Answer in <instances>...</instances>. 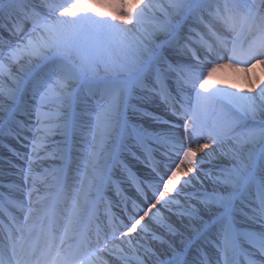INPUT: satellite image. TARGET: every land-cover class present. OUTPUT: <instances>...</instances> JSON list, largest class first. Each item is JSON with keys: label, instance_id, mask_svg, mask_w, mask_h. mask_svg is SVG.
I'll return each mask as SVG.
<instances>
[{"label": "snow or ice", "instance_id": "6c2138e0", "mask_svg": "<svg viewBox=\"0 0 264 264\" xmlns=\"http://www.w3.org/2000/svg\"><path fill=\"white\" fill-rule=\"evenodd\" d=\"M206 20L217 39L193 50ZM240 55L264 65V0H0V77L11 82L0 85V136L28 148L12 149L22 183L0 197L18 210L0 264H237L241 250L264 264V80L254 95L209 92L220 61ZM101 64L113 77L104 89ZM157 99L174 121L132 103ZM128 157L146 174L130 178L126 220L110 203L102 215ZM160 228L178 241L158 254L144 241L163 242ZM212 237L215 259L201 254Z\"/></svg>", "mask_w": 264, "mask_h": 264}, {"label": "rangeland", "instance_id": "374dc122", "mask_svg": "<svg viewBox=\"0 0 264 264\" xmlns=\"http://www.w3.org/2000/svg\"><path fill=\"white\" fill-rule=\"evenodd\" d=\"M28 2V0H26ZM223 2V0H220ZM67 2V0H66ZM22 4V2H20ZM106 11V9H101ZM209 19L212 17L209 16L208 12L204 13ZM126 28H131L132 25H124ZM209 26L203 27L202 35L208 36L210 35ZM214 30V29H213ZM195 32L193 31V34ZM201 38H196L195 40L192 39L193 44L189 45V47L200 46L202 43ZM100 41H103V37L97 38ZM201 41V42H200ZM194 50V48H193ZM243 55L238 56L235 60H228L223 59L220 63L224 64L225 66L222 68H217L216 71L212 74V78L209 81V92L215 91L217 89L224 90L226 92L232 93L235 92L238 95H254L256 93L255 85L258 84L261 80H264V65H257L255 68H250L244 62ZM206 71V70H205ZM109 76V78L101 79L102 77ZM99 83L97 85L98 88L104 89L107 87L113 86V77L111 73H105L103 70V65H100V69L98 74L95 76ZM4 78L0 77V80ZM251 90V91H250ZM132 103L136 104L138 107H142L147 110L148 113H168L165 107L160 103L157 99L155 101L144 103L143 101L133 100ZM145 122V123H144ZM149 124L146 117L141 118L139 116H132L130 120V124H134L136 126H142L143 128L147 129ZM210 143V142H209ZM225 149L230 148L231 145L226 141L224 145ZM231 165L229 164V167ZM207 168V167H206ZM205 169V168H204ZM206 170V169H205Z\"/></svg>", "mask_w": 264, "mask_h": 264}, {"label": "bare ground", "instance_id": "6f19581e", "mask_svg": "<svg viewBox=\"0 0 264 264\" xmlns=\"http://www.w3.org/2000/svg\"><path fill=\"white\" fill-rule=\"evenodd\" d=\"M10 83L11 82L9 80H6V79L0 80V85L9 86ZM3 118H4L3 116H0V123H2ZM146 126H148L147 129H149L151 131H154L155 130L153 127H150L148 123L146 124ZM213 147L214 146H211L209 149H206L205 151L208 152V153H212V148ZM201 155H204V153L198 154V157L201 156ZM215 163H216V161L213 160V162L210 163V164H204L203 167L206 169L205 171H208L210 168H212ZM16 172L19 174L18 169L16 170ZM182 179H184V177H182ZM14 183H22V181H19L18 178L16 176H14V177L8 179L6 185L11 186ZM210 184H211V182L208 181V182H206V185H205L206 187H208L209 191L211 190ZM41 195H43V192L41 193ZM169 215H170L169 213H165V216L166 217L169 216ZM172 221H176V217L175 216L172 217ZM174 227H180L179 223L176 222L174 224ZM156 234L162 238V241L163 242H161L160 240H154V239H152L151 234H148L145 237V241L144 242L149 247H151L153 251H156L158 254L161 253V252H163L165 250V248H167L168 244L173 239H176L178 241V237L171 236V234L168 233V231H167L166 228H160V229H158L157 232H156ZM133 235L135 236L136 234H133ZM108 259L111 260L112 258H108Z\"/></svg>", "mask_w": 264, "mask_h": 264}, {"label": "trees", "instance_id": "16d2710c", "mask_svg": "<svg viewBox=\"0 0 264 264\" xmlns=\"http://www.w3.org/2000/svg\"><path fill=\"white\" fill-rule=\"evenodd\" d=\"M219 2H220V0H219ZM204 15H205V14H204ZM201 27H203V24H200V25H193L194 31L197 30V29H199V28H201Z\"/></svg>", "mask_w": 264, "mask_h": 264}]
</instances>
